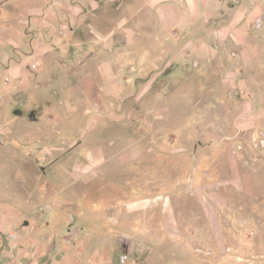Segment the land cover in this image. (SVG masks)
<instances>
[{"label":"rangeland","instance_id":"rangeland-1","mask_svg":"<svg viewBox=\"0 0 264 264\" xmlns=\"http://www.w3.org/2000/svg\"><path fill=\"white\" fill-rule=\"evenodd\" d=\"M144 8L0 0V254L264 264L263 52L140 30Z\"/></svg>","mask_w":264,"mask_h":264},{"label":"crops","instance_id":"crops-1","mask_svg":"<svg viewBox=\"0 0 264 264\" xmlns=\"http://www.w3.org/2000/svg\"><path fill=\"white\" fill-rule=\"evenodd\" d=\"M144 2L146 15L150 19H159L160 23L159 26L140 25V30H177L178 38L192 47L206 46L212 37L224 40L230 36L244 47L246 63L260 52L264 55V47L262 48L264 34H253L251 31L264 27V0H144ZM262 58L264 59L263 56ZM27 242L30 245L17 247L16 256L11 241H4L9 247L0 254V264H38L40 258L50 257V247L47 250L35 247L39 243V238L31 237ZM68 260L69 258L64 264H72V258Z\"/></svg>","mask_w":264,"mask_h":264},{"label":"built area","instance_id":"built-area-1","mask_svg":"<svg viewBox=\"0 0 264 264\" xmlns=\"http://www.w3.org/2000/svg\"><path fill=\"white\" fill-rule=\"evenodd\" d=\"M128 260H129V255L128 254H125V255L121 256L120 261H121L122 264H126L128 262Z\"/></svg>","mask_w":264,"mask_h":264}]
</instances>
